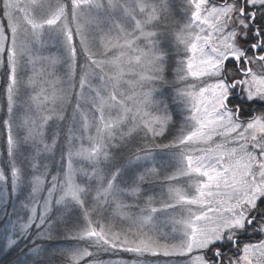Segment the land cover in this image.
<instances>
[{
	"label": "snow or ice",
	"instance_id": "6c2138e0",
	"mask_svg": "<svg viewBox=\"0 0 264 264\" xmlns=\"http://www.w3.org/2000/svg\"><path fill=\"white\" fill-rule=\"evenodd\" d=\"M0 78V184L64 264H264V0H0Z\"/></svg>",
	"mask_w": 264,
	"mask_h": 264
},
{
	"label": "rangeland",
	"instance_id": "374dc122",
	"mask_svg": "<svg viewBox=\"0 0 264 264\" xmlns=\"http://www.w3.org/2000/svg\"><path fill=\"white\" fill-rule=\"evenodd\" d=\"M83 60V58H82ZM5 87H6V78H0V106L6 107L7 101L5 96ZM4 113L0 112V116H3ZM179 127V126H177ZM175 135V133H173ZM167 136V134H166ZM171 139V137H168ZM0 150H4L6 154V133L2 125H0ZM29 151L25 149V152ZM172 150H158L156 154L157 160L168 159L169 153ZM130 157L129 155L124 156V160ZM20 162L24 165L26 169V179L30 173L27 170V162L22 158L18 157ZM117 160L119 164L118 167L113 163L112 165L107 166L109 175L117 169H121L119 175L116 176V184L120 187L121 191L130 194V192L138 185L139 181L137 179L138 175L149 166L150 161H141L139 164L133 166L127 165L124 160ZM121 161V162H120ZM6 163V161H5ZM9 174V180L7 184H0V252H7L13 250L17 246L22 249L20 251L24 252L22 262L29 264L32 260L37 258L38 255H41L42 250H44V245L41 243L45 240V233L48 230L49 224L46 221L44 224H40L41 213L43 212V206L41 204L37 209V218L34 223L31 224L30 228L27 231L22 229V225L25 224L29 218L30 213L22 207V204L25 202L24 197L27 195L28 188L25 187L22 189V195H16L13 193L10 169H6ZM176 183H181V181H176ZM162 183H148L143 186V191L145 195L148 194H158ZM52 217H49L48 220H51ZM59 224L56 225L55 230L57 231ZM257 237H253V241ZM70 248H75L78 245L77 241H72ZM159 264V262H158Z\"/></svg>",
	"mask_w": 264,
	"mask_h": 264
},
{
	"label": "trees",
	"instance_id": "16d2710c",
	"mask_svg": "<svg viewBox=\"0 0 264 264\" xmlns=\"http://www.w3.org/2000/svg\"><path fill=\"white\" fill-rule=\"evenodd\" d=\"M126 154L127 155L131 154V149H129L127 153L122 154V157L124 158ZM123 158L121 161L124 160ZM117 162L118 161L114 163L118 167L117 164L119 163ZM56 233L58 238L54 240L48 239L43 241L41 244L44 245V250H42L41 255H38L36 259L35 258L33 259V261L28 260L31 261V263L29 264H64L65 257L60 253L71 250L72 248H70V246L75 245V243L71 244L73 240L66 239L64 237L62 226L60 225L58 226ZM22 248L17 246L16 248L7 252L6 254H4V252H0V264H26L25 262L24 263L22 262V260L24 259L23 254H25L24 252L19 250Z\"/></svg>",
	"mask_w": 264,
	"mask_h": 264
}]
</instances>
